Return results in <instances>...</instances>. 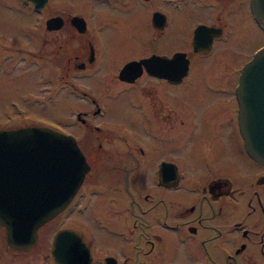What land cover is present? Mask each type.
Wrapping results in <instances>:
<instances>
[{"label":"flooded vegetation","instance_id":"flooded-vegetation-1","mask_svg":"<svg viewBox=\"0 0 264 264\" xmlns=\"http://www.w3.org/2000/svg\"><path fill=\"white\" fill-rule=\"evenodd\" d=\"M235 1L247 7L249 18L264 33L253 17L251 0H0V17L5 19L3 26L0 22V29L5 30L0 34V79L11 83V65L20 61L26 69L33 52L10 44L6 31L12 10L15 17L37 16L38 34L53 35L52 44L40 42L34 52L42 64V76H51L52 61L60 87L68 91L64 95L75 103L70 128L65 130L60 123L53 124L54 128L73 135L80 147L95 141L84 139L93 134L116 141L115 149L100 139L95 146L84 147L89 168L59 217L85 213L94 204L97 225L112 227L117 224L115 218L92 201L95 195L114 191L117 199L112 202L119 199L117 211H124L125 205L129 208L133 235L128 237L151 244L145 254H151L157 242H165L164 258L170 248L176 251L183 246L186 256H199L204 264H264V164L245 148L236 95L243 66L264 43L229 69L233 81L229 75L223 78L207 71L203 62L215 53L218 43L229 40L232 29L224 18L236 11L231 3ZM68 3L76 7L70 9L64 5ZM120 11L127 16L119 15ZM147 11L154 33L149 35L147 48L127 56H120L117 44L106 47L96 32L100 25L91 26L95 16L134 22L140 12ZM167 11L176 12L182 25L193 15L190 35L179 34L176 39L181 43L174 48L154 43L157 36L172 33ZM200 25L206 30L195 39ZM143 59H149L148 65ZM2 69L7 73L2 74ZM84 78L91 84L89 89L76 83ZM109 81L116 85L106 91ZM92 84L102 88L94 90ZM224 97L229 99L225 105L209 101ZM12 101L0 115V129L10 127L1 125L13 119ZM109 111H117L119 118L107 132L97 122ZM121 220L123 225L129 219ZM66 226L62 223L57 231ZM71 229L89 248L92 259L88 264H108L106 257L113 258L111 264L128 263V255H94L84 235ZM117 230L119 235L129 231L123 226Z\"/></svg>","mask_w":264,"mask_h":264},{"label":"rangeland","instance_id":"rangeland-1","mask_svg":"<svg viewBox=\"0 0 264 264\" xmlns=\"http://www.w3.org/2000/svg\"><path fill=\"white\" fill-rule=\"evenodd\" d=\"M58 1L66 2L68 0ZM231 3L234 4L237 9L231 15L226 14L224 18V20H228L226 22L232 29L229 33V40L226 43H218L215 53L202 61L207 65V71L212 70L216 76L222 75L223 78L224 76L229 75L231 76L230 81H233L234 77L233 75H230L229 69L240 64L244 57L248 58L255 48L264 43V33H261L249 18L247 7L245 5L237 4L236 1ZM60 5L63 4L60 3ZM64 5L70 9L76 7V5L72 3ZM166 13L170 18V28L172 33L157 36L154 43L159 44L162 47L174 48L181 43L179 39H176L179 34L190 35L192 27L190 21H192L193 15L187 17L186 23L182 25V22L179 23L178 21V14L176 12L167 11ZM119 15L127 16V12L120 11ZM15 16L16 11L12 10L10 24L8 25L7 22V27H9V29L6 33L8 34V37L11 38L10 44L33 52L30 53L27 58L26 69L21 68L23 62L20 61L16 62V66L11 65V83L6 82L8 81L6 79H0V81H2V84L0 85V115L3 114L8 101L13 100L11 109V116L13 119L7 121V124L3 123L4 125L1 126L5 127L10 125L11 128H17L21 126L44 125L45 123L49 125V123L57 122L62 124L65 130L69 129V124L74 118L71 105H75V103L71 102L69 98L64 95L68 91L67 89H62L60 87L61 80H58L57 78L58 70L55 64L51 61V66L48 67L51 72L53 71L51 76H42V64L34 55V52L39 48L38 44H40V42H51L52 44L50 38L53 37V35L49 32H44L42 34L39 33L40 35L38 34L39 30H37V26L40 25L37 16H31L29 13L24 17ZM149 18L150 11H147V13L140 12L137 16V20L134 22H130V20H126V18L117 16L107 20H101L95 16L96 21H94L91 26L96 28L97 25H100L98 26L100 29H96V32L101 34L107 45L106 47L117 44L118 50L122 52L120 55L122 57L127 56L128 53L139 52L147 48L149 35L154 33L153 29L148 25ZM4 20V17H0L1 26H3L2 23ZM24 31H26V33H24ZM3 32H5V30L0 29V34H3ZM110 37H112L113 40L110 41ZM38 61L40 64L37 65L36 62ZM219 66H221V70L217 73V67ZM5 73L7 72L3 70L2 74ZM80 80L81 81H78L77 79L76 83H80L89 89L91 84L88 83V79L84 78ZM114 83L115 82L110 81L107 82L110 86L106 91L114 89L116 85V83ZM100 85L103 86L104 83ZM98 88L99 87H95L93 89L100 90L102 87ZM202 89L199 88V91ZM207 100L208 99L205 101ZM211 100L215 103L219 100V105H225L229 99L224 97L222 99H210L209 101ZM113 108L114 106H109V109ZM118 118L119 113L117 111H109L107 116H101L97 123L103 125L107 132H110L108 128L115 123L117 125ZM49 126L52 127V125ZM10 127L9 129H11ZM94 138L96 139L95 141L84 147L89 148L91 145L95 146L98 142L97 140L100 139L101 141H104L106 145H109L110 148L115 149L116 141L111 140L109 137L105 136V134H98V136L93 134L84 139L90 140ZM79 142H82V140ZM84 147H80L82 152ZM89 181H85L84 183L89 184ZM116 196L117 194L114 193V191L110 192L108 190V192L101 197L95 195L92 202H98L99 206L101 205L104 207L103 211L105 210V213L110 214L109 216L112 215L117 224L106 228L97 225V221L94 220L92 215V213H95L94 204H91L85 213L74 212L70 214V216L65 214V216L59 217V212L39 229L38 241L34 247L26 251L17 250L8 245L5 236V229L3 226H0V264H55L51 257V244L57 229L62 226V223L63 226L67 225L66 227H69L64 229L75 228L83 234L88 245L92 249L91 251H93L96 256H102L106 253L112 254L113 256H118V253L120 256L128 255L130 259L127 264H136V262H138V264H204L201 262L199 256H186L183 246L178 247L176 251H171L170 248L169 253L167 254L168 257L166 256L164 258L163 255L166 253L167 249H165V242H157L155 244V250L151 254H145L144 252L150 249L151 244L144 242L143 240L136 243L131 239L133 232H131L129 208L125 205L122 207L125 210L122 212L120 211L119 213L117 211L119 199L116 201V205L112 202ZM107 203L109 207L105 206ZM126 216H128V218ZM123 218L129 220L127 223L121 225V219ZM122 226L129 231H124V235H119L117 229L118 227L122 228ZM98 258L101 257H97V259Z\"/></svg>","mask_w":264,"mask_h":264},{"label":"water","instance_id":"water-1","mask_svg":"<svg viewBox=\"0 0 264 264\" xmlns=\"http://www.w3.org/2000/svg\"><path fill=\"white\" fill-rule=\"evenodd\" d=\"M251 8L264 28V0H251ZM76 23H81L79 18ZM205 28L199 26L195 39ZM143 61L148 65L149 59ZM237 93L245 147L264 164V47L244 66ZM88 168L71 134L44 125L0 129V225L7 243L17 250L34 247L39 229L69 204ZM51 254L55 264H87L92 259L86 243L72 229L56 232Z\"/></svg>","mask_w":264,"mask_h":264},{"label":"trees","instance_id":"trees-1","mask_svg":"<svg viewBox=\"0 0 264 264\" xmlns=\"http://www.w3.org/2000/svg\"><path fill=\"white\" fill-rule=\"evenodd\" d=\"M57 123V122H56ZM52 124H55L54 122Z\"/></svg>","mask_w":264,"mask_h":264}]
</instances>
